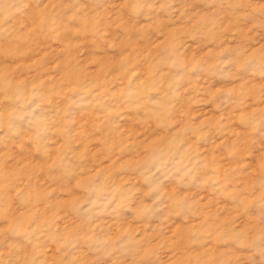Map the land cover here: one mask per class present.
<instances>
[{"label":"rangeland","instance_id":"rangeland-1","mask_svg":"<svg viewBox=\"0 0 264 264\" xmlns=\"http://www.w3.org/2000/svg\"><path fill=\"white\" fill-rule=\"evenodd\" d=\"M0 264H264V0H0Z\"/></svg>","mask_w":264,"mask_h":264}]
</instances>
